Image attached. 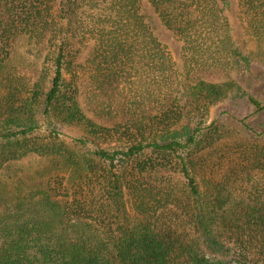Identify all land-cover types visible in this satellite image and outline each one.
Returning a JSON list of instances; mask_svg holds the SVG:
<instances>
[{
	"label": "trees",
	"instance_id": "trees-1",
	"mask_svg": "<svg viewBox=\"0 0 264 264\" xmlns=\"http://www.w3.org/2000/svg\"><path fill=\"white\" fill-rule=\"evenodd\" d=\"M231 1L0 0V169L37 154L66 176L40 210L0 192V264H264V133L205 126L233 97L264 111ZM238 7L264 50V0ZM148 8L183 43L184 82ZM18 38L43 59L35 81L6 70ZM62 125L84 137L68 145Z\"/></svg>",
	"mask_w": 264,
	"mask_h": 264
},
{
	"label": "rangeland",
	"instance_id": "rangeland-1",
	"mask_svg": "<svg viewBox=\"0 0 264 264\" xmlns=\"http://www.w3.org/2000/svg\"><path fill=\"white\" fill-rule=\"evenodd\" d=\"M231 2L232 38L243 53L251 56L252 61L255 62L254 81L250 88V94L264 105V50L258 49L257 45L246 33L238 7V0H232ZM147 12L153 19L157 34H159L161 40L168 46L172 54L176 85L179 81L184 82L187 75V66L183 57V43L173 32L164 27L151 8H148ZM92 48L93 44L90 43L83 49L76 58V63L85 64ZM42 64L43 59L36 48L31 47L26 39L18 38L12 44V56L7 63L6 70L9 73H17L19 76L24 77L26 81H35L41 74ZM237 74V68L234 67L228 75L223 77L234 80L238 77ZM177 93L179 97L184 99V101L181 100L182 103L186 104L187 95L183 96L182 90H178V88ZM144 104L145 106H150L148 100ZM82 106L85 110L88 109L86 105H83V102ZM88 114L91 115L89 111ZM39 119H41V128L38 134L47 136V121L41 117ZM189 121L187 117L182 126L179 127V130L183 131L181 128L187 126ZM212 123H215L216 127L225 135V140L230 137L241 138L245 136L244 124L250 126L256 133H264V111L256 112L255 107L249 102L247 97H233L211 108L205 126ZM58 133L60 139L68 145L72 144L74 140L84 137V132L79 127L62 125L58 128ZM262 142L264 144V136ZM64 169L63 165L52 157L29 154L20 160L5 164L0 169V192L4 195L7 204L11 206L22 205L23 209L24 206L29 208L30 205L32 209L36 207L40 210L42 206H39V201L51 191V186L60 187L61 183L65 182L63 180L65 179L63 177H66Z\"/></svg>",
	"mask_w": 264,
	"mask_h": 264
}]
</instances>
